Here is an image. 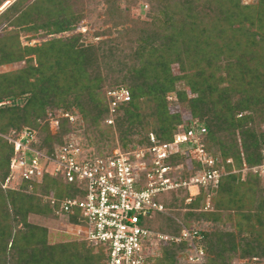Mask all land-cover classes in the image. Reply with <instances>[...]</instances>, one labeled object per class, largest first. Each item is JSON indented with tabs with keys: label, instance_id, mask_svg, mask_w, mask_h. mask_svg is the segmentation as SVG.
Masks as SVG:
<instances>
[{
	"label": "trees",
	"instance_id": "trees-1",
	"mask_svg": "<svg viewBox=\"0 0 264 264\" xmlns=\"http://www.w3.org/2000/svg\"><path fill=\"white\" fill-rule=\"evenodd\" d=\"M93 1L101 26L87 42L78 29L91 15L88 0H0V67L16 65L0 71V101L12 100L0 107V133L30 127L47 153L75 143L96 158L150 147L151 133L172 141L197 118L221 181L191 202L187 188L162 193L168 212L149 225L175 235L180 221L197 226L203 264H264V173L254 170L264 163V0ZM140 1L148 19L132 12ZM119 87L131 99L109 124L107 93ZM13 155L0 136V264H107L103 247L67 230L81 216L57 214L51 203L78 186L46 174L4 187ZM188 160L168 163L182 164L189 180L201 166ZM188 246L161 245L147 264H188L180 258Z\"/></svg>",
	"mask_w": 264,
	"mask_h": 264
},
{
	"label": "built area",
	"instance_id": "built-area-1",
	"mask_svg": "<svg viewBox=\"0 0 264 264\" xmlns=\"http://www.w3.org/2000/svg\"><path fill=\"white\" fill-rule=\"evenodd\" d=\"M109 124H113L119 106L131 99L125 87L109 90ZM12 104V100L0 101V107ZM68 116V114H66ZM71 121L75 116L70 117ZM54 126V125H53ZM208 127L199 119H191L176 132L174 139L160 142L150 134L152 145L125 152L115 148L106 157L89 158L78 144L68 143L53 153L38 148L37 132L27 127L17 133L3 134L14 147L10 161V173L4 187H15L22 180L38 181L46 174L59 175L67 184H76V196L62 200L51 198L57 214L79 215L84 223L75 226L80 239L103 247L107 264H147L155 257L161 245L187 242L188 248L180 258L188 264H203L205 252L200 244L201 231L197 226H183L181 235L159 231L149 223L155 213H167L158 196L178 188H187L191 202L201 186L217 187L224 172L215 166V159L207 152L202 137ZM186 156L201 168L191 179L181 177L183 165L168 163L173 156ZM264 173V163L254 168ZM198 189L197 194L192 189ZM209 207V204L207 205Z\"/></svg>",
	"mask_w": 264,
	"mask_h": 264
},
{
	"label": "rangeland",
	"instance_id": "rangeland-1",
	"mask_svg": "<svg viewBox=\"0 0 264 264\" xmlns=\"http://www.w3.org/2000/svg\"><path fill=\"white\" fill-rule=\"evenodd\" d=\"M87 1V0H85ZM90 1L89 2V6L91 8V15H89L88 18H86L83 23L81 24L80 28L78 29V31H82V32H85V40L87 42H90V41H95L96 38H95V33L97 32V30H99L100 26H101V20L97 17L98 15V12L100 10H98L96 8V4H95V1L93 0H88ZM247 2H251L253 0H246ZM1 11V10H0ZM147 11H148V5L147 3L145 2H135L133 3L132 5V12L134 14V16L136 17H141L143 19H148L147 17ZM41 39L40 38H35V39H28L26 38L25 36H23V42L25 44L27 43H30V44H33L35 42H38L40 41ZM16 65H7V66H3V67H0V71H5V70H10V69H13L15 68ZM177 70V69H176ZM53 125H55V122H53ZM188 165L189 167L191 166V160H188ZM245 172V170H244ZM198 192V189L196 187H194L192 189V193L193 194H197ZM162 195H159L158 196V199L161 201V197ZM205 228L208 226V224H204L203 225ZM67 230H69L70 232L74 233L75 232V226L74 225H67L66 226ZM232 264H241V261L239 259H234Z\"/></svg>",
	"mask_w": 264,
	"mask_h": 264
}]
</instances>
